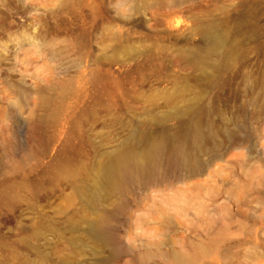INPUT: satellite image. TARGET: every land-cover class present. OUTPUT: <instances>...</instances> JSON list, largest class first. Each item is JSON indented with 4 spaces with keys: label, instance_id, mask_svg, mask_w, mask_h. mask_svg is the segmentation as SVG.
<instances>
[{
    "label": "rangeland",
    "instance_id": "1",
    "mask_svg": "<svg viewBox=\"0 0 264 264\" xmlns=\"http://www.w3.org/2000/svg\"><path fill=\"white\" fill-rule=\"evenodd\" d=\"M200 23L225 39L202 66L178 55L209 42ZM150 105H191L196 174L164 156L101 200L106 246L97 154L135 125L191 139L140 122ZM0 264H264V0H0Z\"/></svg>",
    "mask_w": 264,
    "mask_h": 264
},
{
    "label": "bare ground",
    "instance_id": "2",
    "mask_svg": "<svg viewBox=\"0 0 264 264\" xmlns=\"http://www.w3.org/2000/svg\"><path fill=\"white\" fill-rule=\"evenodd\" d=\"M174 23L176 26L180 21L176 20ZM197 29L202 32L209 42L200 52L187 48L180 49L178 55L202 66L205 59H217L219 57L224 47L225 39L224 34L215 32L213 25L210 23H200ZM185 89L186 87H184ZM182 100V95H169L163 98L162 105L165 106L166 104L175 103L176 101L181 102ZM185 107V111L182 113L163 115V113L159 112L163 116L160 118L158 116L157 118L154 117L157 116L154 115V112L159 111V107L150 105L142 113L140 122L163 124L165 121L175 118L181 125L185 124V129H183L187 135L191 136V139L189 137H187L188 139L185 138L186 136L175 135H173L175 137L167 139L162 134L155 133L138 134L139 130H136L138 125L133 124L135 128L132 129L130 134H125L110 149L100 151L97 154L92 178H90L91 191L87 193L86 198L89 206L99 208L87 231L91 239L109 246V236L101 228L109 212L106 205L100 203V201L102 200L105 203L120 195L126 190V186L130 182H139L141 179L153 176L164 156L172 158L174 162H179L181 166L187 168L189 175L196 174L195 171L199 164V153L203 150V135L198 127L199 125L192 118H188V112L192 109L191 105H186ZM140 122L137 121L138 124ZM185 133L183 134L185 135Z\"/></svg>",
    "mask_w": 264,
    "mask_h": 264
}]
</instances>
